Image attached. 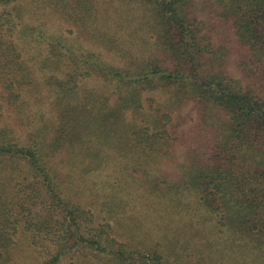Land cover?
Returning a JSON list of instances; mask_svg holds the SVG:
<instances>
[{
	"label": "trees",
	"instance_id": "obj_1",
	"mask_svg": "<svg viewBox=\"0 0 264 264\" xmlns=\"http://www.w3.org/2000/svg\"><path fill=\"white\" fill-rule=\"evenodd\" d=\"M0 264H264V0H0Z\"/></svg>",
	"mask_w": 264,
	"mask_h": 264
},
{
	"label": "rangeland",
	"instance_id": "obj_2",
	"mask_svg": "<svg viewBox=\"0 0 264 264\" xmlns=\"http://www.w3.org/2000/svg\"><path fill=\"white\" fill-rule=\"evenodd\" d=\"M187 108L183 109L182 114L185 116L186 112H187ZM195 128V125L191 122H188V124L185 126L186 129V141L184 143V145L182 146L184 149V152L186 153V157L188 158L189 155H187V152H189L192 148V146H199L200 148L204 149L205 147H207L209 145V141L210 138L207 137L206 134L203 133V135L201 137L198 136L197 130L196 129H192ZM192 129L190 132H187V130ZM182 149V148H181ZM178 153H176L174 160H176V162L178 163L179 160L177 159ZM180 159H183L182 155H179ZM165 164H168V161H165ZM79 181L76 182V185H78ZM80 184L82 185V182H80ZM75 185V186H76ZM82 189H84V187H82ZM141 206V205H140ZM136 213L140 215L142 213H146L145 214V221L150 222L149 225L150 226H154L155 224V217L154 214L151 213L150 208L145 209V207L141 206V207H137L135 209ZM188 244V249L191 250L193 252V250H197L199 247V242L196 239H192V237H187L186 242L183 245H187ZM181 245V247L183 246ZM187 249V252L189 251ZM190 252V251H189ZM191 253V252H190ZM194 257V256H193Z\"/></svg>",
	"mask_w": 264,
	"mask_h": 264
}]
</instances>
